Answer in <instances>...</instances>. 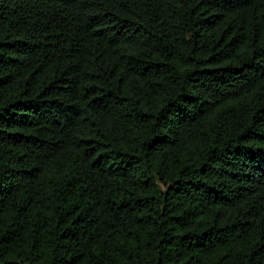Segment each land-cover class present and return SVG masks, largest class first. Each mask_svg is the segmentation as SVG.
<instances>
[{
	"label": "trees",
	"instance_id": "obj_1",
	"mask_svg": "<svg viewBox=\"0 0 264 264\" xmlns=\"http://www.w3.org/2000/svg\"><path fill=\"white\" fill-rule=\"evenodd\" d=\"M0 264H264V0H0Z\"/></svg>",
	"mask_w": 264,
	"mask_h": 264
}]
</instances>
